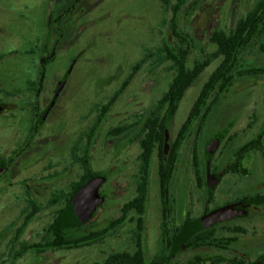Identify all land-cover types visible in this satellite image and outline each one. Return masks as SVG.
Here are the masks:
<instances>
[{
	"label": "rangeland",
	"instance_id": "rangeland-1",
	"mask_svg": "<svg viewBox=\"0 0 264 264\" xmlns=\"http://www.w3.org/2000/svg\"><path fill=\"white\" fill-rule=\"evenodd\" d=\"M69 1L0 0V75L5 77L10 72V87L0 86V100L11 101L15 96L18 100L22 94L26 99L31 98L25 95V84L39 77L38 48L48 53L54 35L49 24L45 27V17L62 11ZM256 1L184 0L173 18L172 9L177 0H81L86 8L82 12V5L78 7V18L74 20L71 13L64 17V36L52 62L45 67L43 86L51 91L55 80L68 70L65 86L42 128L44 137L36 140L23 166L13 169V183L8 185L10 178L0 177V264H93L102 262L108 254L135 250V214H129L117 227L112 225L120 217L122 205L134 196L140 151V127L136 125L160 99L174 76L171 63L159 58L164 46L174 52L181 46L170 26L174 22L178 30L192 37L195 48L187 58L189 68L197 59H208L209 63L172 115L167 143L174 141L202 86L220 63L221 58L211 57L215 51L209 42L211 33L232 31L237 19ZM12 51L15 56L10 55ZM25 51L34 54H25ZM256 57L255 60L264 61L261 53ZM126 80V86L112 106L102 112ZM258 85L254 88L240 85L236 92L216 96V105L211 108L205 127L208 134L193 140L192 132L178 150L167 195L169 190L170 196L177 199L181 186L194 188L193 148L202 153L214 130L250 114V100L257 101L256 107L264 115V78H259ZM249 120L243 118L241 127ZM130 125L135 127L127 133L110 134L111 130ZM11 131L10 124V135ZM79 159L86 161L90 170L102 178L99 191L104 201L84 228L67 233L72 239L102 235L93 244L73 249L24 252L23 247L44 244L47 239L49 226L64 206L71 185L84 175ZM156 171L154 160L141 225L146 264L162 245ZM29 202L38 205L40 210L27 220ZM196 202L190 201L192 215L199 212ZM192 205L195 206L192 208ZM193 254L182 251L170 259V264H183Z\"/></svg>",
	"mask_w": 264,
	"mask_h": 264
},
{
	"label": "flooded vegetation",
	"instance_id": "flooded-vegetation-1",
	"mask_svg": "<svg viewBox=\"0 0 264 264\" xmlns=\"http://www.w3.org/2000/svg\"><path fill=\"white\" fill-rule=\"evenodd\" d=\"M258 1L244 16L237 19L233 30L226 33L234 32L239 21L258 6ZM84 3L82 4L81 0H70L65 9L60 12L57 10L56 13L50 15L51 17L49 15L45 17V27L49 24L50 28H53L54 35L48 53H42L43 48H38L40 52L39 77L35 81H28L25 84L27 89L25 95H30L31 98L26 99L22 94L20 99L15 100L16 96L14 97L15 94H13L14 98L11 101L10 99L7 102L0 100V177L10 178L8 185L13 183L11 178L13 169L23 166L24 159L34 149L36 140L40 141L44 137L42 128L55 108L69 75V71H65L59 79L55 80L52 90H46L43 86L47 65L45 59L52 62L56 49L64 36V25H62L64 17L71 13L73 19L76 20L80 8H83L82 12L86 8ZM80 5L82 6L78 8ZM262 9L264 10V5ZM49 17L50 19H48ZM73 19L72 22H74ZM52 23L54 24L50 25ZM260 27L261 30L256 32L257 35L253 37L247 50L241 53L237 70L233 73L234 78L222 94L236 92V89L241 88L240 85L244 86L243 88L257 87L259 78H264V61L255 60L256 54L264 55V21ZM179 33L185 35L181 30ZM24 53L34 54L30 51ZM15 54L14 51L10 53L12 56ZM251 54L252 56L248 58ZM8 74L5 73V77L0 75V86L6 84L10 87V75ZM13 86L15 87L17 84L14 83ZM212 95L214 97H210L209 101L214 103L212 105L214 107L217 101L216 96L221 94L212 93ZM249 103L252 104L250 114L246 113L242 118L235 119L223 129L214 130L211 134L212 138L207 140L200 154L202 159L200 180L195 179V170L192 164L194 188L189 190L188 187L181 186L179 192L181 196L179 195L177 199L175 196H170L169 190L168 195L160 196L158 157L157 155L153 157V161L155 160L157 165L161 248L165 247L167 242L162 236L163 230H165L166 233L168 232L169 247L173 252L170 259L182 251H188L194 254L183 264H264V115H261L257 109V101L250 100ZM209 116L210 111L201 129L203 136L208 134L205 133V127ZM243 118L250 120L241 127ZM139 122L136 127L139 126L141 130ZM4 125H6V130H4ZM232 129L235 131L230 132ZM218 138L217 147L207 163L204 155L205 148L209 142ZM167 140L168 132L165 134V155L169 148ZM39 145L40 147L37 148L40 150L41 143ZM79 160L84 161L83 159ZM138 169L139 161L136 178ZM170 183L171 180L169 185ZM99 189V196L103 202L104 197ZM193 195L195 198L192 197ZM192 199L197 201L199 207V212L196 215H192L189 210ZM194 206L192 205V208ZM98 208L91 217L94 216ZM90 220L91 218L76 228L67 229L77 231V228H84ZM196 234L198 235L194 237ZM197 243L198 246H196Z\"/></svg>",
	"mask_w": 264,
	"mask_h": 264
},
{
	"label": "trees",
	"instance_id": "trees-1",
	"mask_svg": "<svg viewBox=\"0 0 264 264\" xmlns=\"http://www.w3.org/2000/svg\"><path fill=\"white\" fill-rule=\"evenodd\" d=\"M184 0H177L175 7L172 9L173 18L182 5ZM258 6L249 12L237 24V28L232 33H226L221 30H215L209 37V42L215 46V51L211 57L221 58L219 65L211 73L205 84L202 86L197 98L195 99L187 117L178 130L174 141L168 143V152L165 155V134L167 132L170 120L174 114L178 104L180 103L183 95L191 87L201 71L208 65V59H197L193 66H187V58L193 45L192 37L188 34H181L176 28L174 22L172 23L171 33L180 41L181 46L174 52L167 46H164L159 52L161 61H169L174 73L171 82L169 83L166 91L162 94L156 104L146 111L140 120L141 130L140 138L138 139L139 145V169L136 178V189L134 196L129 201L124 203L120 209V217L113 223L112 228L122 224L127 216L131 213L136 216V231L134 232L135 250L133 252H119L108 254L100 263L93 264H146L144 252L141 243V231L143 218L145 214V205L148 198L149 175L153 157H158V177L160 196L166 195L167 187L172 178V169L175 164L178 150L183 142L192 134L193 140H198L201 135L203 123L208 116V113L214 104L209 101L211 94H222L227 86L234 78L233 73L237 70L241 53L245 52L252 42V39L258 30H261V23L264 21V0L258 1ZM50 19V17L48 18ZM256 21V22H255ZM151 57L150 54H147ZM49 58V57H48ZM45 59V58H44ZM50 61L45 59V64ZM127 80L123 83L117 93L112 96L108 102L103 106L101 111L104 113L109 109L115 101L117 95L120 94L123 87L126 86ZM135 125L125 126L111 130L110 134L127 133L134 129ZM201 153L198 149L192 150V164L194 166L195 179L200 180V166L202 163ZM80 161V160H79ZM84 169V175L79 181L73 183L70 187V192L65 197V204L55 215L52 224L47 231V239L44 244L29 245L23 247V251L33 250L35 253H43L46 250L58 249H73L80 245H88L97 242L101 233L84 235L80 239H72L68 235L71 227L68 225L67 215L72 199L77 193L91 182L101 180L98 175L94 174L87 165L86 161H80ZM56 201L54 200L53 203ZM30 212L26 219L30 220L39 212L40 208L33 202H29ZM80 230L77 228V231ZM198 234L194 235L196 237ZM163 239L167 240L165 247L153 256L148 264H169L172 251L169 247L168 232L163 230ZM191 236V235H190ZM191 241V240H190ZM198 246V243L197 245Z\"/></svg>",
	"mask_w": 264,
	"mask_h": 264
},
{
	"label": "water",
	"instance_id": "water-1",
	"mask_svg": "<svg viewBox=\"0 0 264 264\" xmlns=\"http://www.w3.org/2000/svg\"><path fill=\"white\" fill-rule=\"evenodd\" d=\"M218 142L219 138L212 140L206 146L204 155L207 163L213 155ZM98 187L99 181L95 180L81 189L72 199L69 209V215H67L66 220L68 221V225L78 226L87 222L91 218L92 213L102 203V198L99 196Z\"/></svg>",
	"mask_w": 264,
	"mask_h": 264
}]
</instances>
